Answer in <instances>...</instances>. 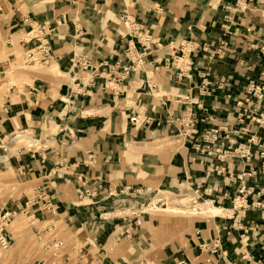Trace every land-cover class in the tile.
<instances>
[{
    "label": "crops",
    "instance_id": "crops-1",
    "mask_svg": "<svg viewBox=\"0 0 264 264\" xmlns=\"http://www.w3.org/2000/svg\"><path fill=\"white\" fill-rule=\"evenodd\" d=\"M2 7L0 82L19 62L16 49L45 40L51 57L47 69L22 76L0 97V163L24 185L15 205L24 206L26 193L34 196L40 187L54 194L55 212L36 216L45 225L42 235L56 222L75 235L66 259L255 264L264 258V158L250 142L264 141V127L251 121L255 102L246 101L249 81L264 83V0H2ZM187 41L195 50L188 65H179ZM130 48L145 53L133 70ZM208 81L211 91L203 94L199 88ZM134 114L137 122L130 121ZM187 115L198 120L196 140L221 125L234 146H250L252 158L202 155L196 140L180 133ZM242 128L248 131L239 135ZM18 132L34 142L4 154ZM242 172H252L246 184L253 191L249 206L234 207ZM125 186L173 194L200 186L208 200L201 204L224 213L187 219L144 213L142 196L121 192ZM128 202L134 210L124 214ZM217 238V251L202 247Z\"/></svg>",
    "mask_w": 264,
    "mask_h": 264
},
{
    "label": "built area",
    "instance_id": "built-area-1",
    "mask_svg": "<svg viewBox=\"0 0 264 264\" xmlns=\"http://www.w3.org/2000/svg\"><path fill=\"white\" fill-rule=\"evenodd\" d=\"M2 0H0V11L2 10ZM40 32V31H38ZM145 40H149V36L145 37ZM195 50V43L192 41H187L181 43L179 53L180 56L176 60V63L183 64L185 58L189 57V54ZM264 50V47H262ZM129 54L134 55L133 64L131 66L132 70L140 67L144 62V52H135L133 49L128 50ZM51 57V50L49 49V45L47 42L42 41L41 43L34 49L29 50L27 54L23 56L25 62H29L31 64H35L37 62L47 63ZM187 64V63H186ZM188 65V64H187ZM183 68H181L182 70ZM127 69L126 71H128ZM182 72H184L182 70ZM205 80V79H204ZM210 81L207 83H203L199 88L200 92L206 94L211 90L208 89L207 86L210 85ZM247 98L246 101L249 103L250 98H252L251 102H255L252 105L251 111L248 115L251 118L253 123L257 124V126L264 127V83L256 82L255 80H250L246 87ZM138 115L134 114L130 117L131 122H137ZM197 118L193 115H187L182 118V129L180 131L181 135L187 140H196V135L199 133L197 128ZM247 128H242L241 130H236L239 135L246 133ZM18 134L16 133L13 136V139L16 138ZM250 142L252 144H256L259 146V155L264 158V141H258L255 138H250ZM195 149H197L202 155L206 157H211L212 160L217 159L219 161H224L226 157L232 156H241L247 159H251L253 156V152L249 145L239 144L234 146V141L228 138V133L224 126L217 125L215 127L206 128L201 133L200 140H196L193 143ZM3 149L7 150L3 145ZM252 172H242L238 175V179L240 180L241 186L239 189V194L234 198V207H246L249 206L246 201L247 196L252 193V188L247 186L246 178L248 176H252ZM143 188L140 187H132L125 186L120 191L124 192L128 195L138 194ZM200 186L197 189H187V194H192V203L191 205L197 204L198 202L204 201L201 197ZM54 194L46 193L42 187L38 189L36 195H34L31 199H28L24 206L19 207L15 204L13 205H4L0 210V250H8L13 245V236L9 231V225L20 213H29L33 216H36L37 212H55L54 204L52 203ZM43 200V203H40V200ZM151 203V202H150ZM129 204V202H128ZM147 203H142L140 209L142 210L143 206ZM157 205L165 206L167 202L165 199L159 200L156 203ZM35 205H38L35 207ZM149 205V204H148ZM190 205V206H191ZM253 205V204H252ZM144 212V211H143ZM64 245V240L57 239L53 240L51 247H54V256L60 255L59 249ZM49 246V245H47ZM220 246V239L213 240L212 244L204 242L202 247L210 250L212 253L217 251ZM54 264V263H53ZM255 264H264V258L258 260Z\"/></svg>",
    "mask_w": 264,
    "mask_h": 264
},
{
    "label": "rangeland",
    "instance_id": "rangeland-1",
    "mask_svg": "<svg viewBox=\"0 0 264 264\" xmlns=\"http://www.w3.org/2000/svg\"><path fill=\"white\" fill-rule=\"evenodd\" d=\"M117 21L119 23L122 22L125 26L128 25V23H125V20H122L121 18H118ZM2 46L3 43H2ZM6 50V53L11 51L7 49L5 46L3 47ZM28 51H23V49L19 48L15 50V53L17 54L19 58V62L16 65H12L11 68L6 71L4 74L5 79L1 80L0 82V97L2 96L3 91H5L8 87H10L13 84L20 83L19 79L31 72H35L39 69H47L45 63H27L23 59V56L27 54ZM1 57H5V55ZM187 61H184L183 64L186 65ZM186 67V66H185ZM20 70L21 73L15 75V71ZM65 75V74H64ZM63 75V78L67 81V78ZM62 76V75H60ZM18 135L16 138L13 139V136L11 139H13V143H10L9 145L4 144V147L7 148V150H3L4 154H17L19 149L25 148L23 146H30L34 141L32 138V135L27 133H21L18 132ZM40 140V139H39ZM18 143L20 145H16L15 143ZM41 140L39 144H36L37 146L41 145ZM35 145V146H36ZM11 147V148H10ZM3 154V155H4ZM141 188V187H140ZM144 192L142 193V203L144 204L145 201L148 202V204H145L142 208L144 213H154V214H166L171 215L175 218H183L187 219L188 216H201V217H208L207 214H203L201 202H198L197 204L191 205L192 203V194H186L187 192L182 191H171L167 189H160L158 191H153L151 189H142ZM24 191V185L22 181L17 177L16 173L13 169H9L7 166H5L3 163H0V210L4 205H13L14 200L21 198L23 199L24 196H22L21 192ZM27 192V191H26ZM26 194L30 196V198L33 197V191H28ZM131 196V195H129ZM165 197L167 200V205L161 206L157 205V200L160 198ZM189 198V199H187ZM149 199V200H148ZM130 201V200H129ZM208 201V200H205ZM131 202V201H130ZM146 202V203H147ZM151 202V203H150ZM133 204V202H131ZM209 203V202H208ZM131 205L128 204L125 209H120V211H126L125 213H131ZM153 206L151 209L150 207ZM210 204V203H209ZM191 205V206H190ZM212 205V204H211ZM216 206V205H215ZM150 207V209H149ZM129 208L130 211L127 212V209ZM176 209L182 213H169L166 210L168 209ZM136 209V208H135ZM191 212H194L195 214H192ZM224 213L221 212V214ZM121 215V214H118ZM21 217L22 219L20 221H16V226L13 227V222L15 219ZM37 216H33L31 212L29 213H20L9 225V231L11 232L13 236V245L8 250H0V264H75L79 259V254H69V258H65L66 251L73 245L72 240L75 239V235L67 236L62 231V224L60 222H56L57 228L54 231H50L49 233L42 235L41 230L45 226L44 223H40L37 219ZM46 224H49L47 222ZM57 236L58 239H61L59 237H62L65 239L64 246L59 249L60 255L54 256V247L52 245L53 240ZM74 236V237H73ZM49 245V246H47ZM49 248L46 250V248Z\"/></svg>",
    "mask_w": 264,
    "mask_h": 264
},
{
    "label": "bare ground",
    "instance_id": "bare-ground-1",
    "mask_svg": "<svg viewBox=\"0 0 264 264\" xmlns=\"http://www.w3.org/2000/svg\"><path fill=\"white\" fill-rule=\"evenodd\" d=\"M38 63V62H37ZM39 63H41V62H39ZM16 145H20L19 144V142L17 143H15ZM11 148V147H10ZM144 192V190H141L138 194H135V195H133V199H135V198H137V196H141L142 195V193ZM162 199H165V200H167L165 197H163V198H160L159 200H162ZM159 200H157V201H159ZM205 201V200H204ZM201 206H202V209H203V211H202V213L203 214H207L208 216H212V217H218V216H220L221 215V212H223V210L221 209V208H219V207H216V206H214V205H211V204H209L208 202L207 203H205V204H201ZM128 211H130L129 209H127V212ZM167 212H169V213H175V214H177V213H182V212H180V211H178V210H176V209H168V210H166ZM126 212V211H125ZM192 214H195L194 212H191ZM223 214V213H222ZM22 218L21 217H19V218H17V219H15V221L13 222V227L14 226H16V221H20ZM64 246V245H63Z\"/></svg>",
    "mask_w": 264,
    "mask_h": 264
}]
</instances>
